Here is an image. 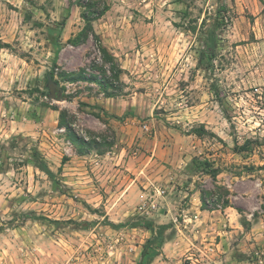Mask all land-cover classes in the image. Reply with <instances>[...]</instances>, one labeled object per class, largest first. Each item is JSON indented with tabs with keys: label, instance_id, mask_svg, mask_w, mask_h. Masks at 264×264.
Returning <instances> with one entry per match:
<instances>
[{
	"label": "rangeland",
	"instance_id": "374dc122",
	"mask_svg": "<svg viewBox=\"0 0 264 264\" xmlns=\"http://www.w3.org/2000/svg\"><path fill=\"white\" fill-rule=\"evenodd\" d=\"M78 1L0 0V38L10 44L0 50V264H148L141 252L152 233L136 224H160L163 213L135 211L139 181L132 191L135 175L108 145L128 115L148 135L150 119L184 134L203 124V136L190 133L204 142L196 156L220 169L199 187L231 213L183 242L170 264H264V0H104L93 28L118 78L91 35L68 42L84 24ZM215 18L209 61L204 34ZM81 70L110 84L66 79ZM51 87L68 97L53 98ZM62 110L78 136L97 142L83 155ZM160 248L149 264H166Z\"/></svg>",
	"mask_w": 264,
	"mask_h": 264
},
{
	"label": "crops",
	"instance_id": "0c3cea01",
	"mask_svg": "<svg viewBox=\"0 0 264 264\" xmlns=\"http://www.w3.org/2000/svg\"><path fill=\"white\" fill-rule=\"evenodd\" d=\"M129 116L116 127L117 140L112 146L113 153L117 163L122 162L124 169L135 175L129 179L132 191L135 179L139 181L137 203L151 190L152 185L169 187L165 195L164 212L158 223H170L171 227L164 232L158 258L162 257L166 264H170L182 251L183 242L225 223L227 218L224 215L231 212L229 207L202 209L198 180L204 174L189 169L192 159L197 157V150L204 144L200 138L184 134L155 119L149 120L152 133L144 134L137 125L136 117ZM174 210H182L179 220L173 216ZM148 233L145 230V234Z\"/></svg>",
	"mask_w": 264,
	"mask_h": 264
},
{
	"label": "trees",
	"instance_id": "16d2710c",
	"mask_svg": "<svg viewBox=\"0 0 264 264\" xmlns=\"http://www.w3.org/2000/svg\"><path fill=\"white\" fill-rule=\"evenodd\" d=\"M263 2V0H260ZM264 4V2H263ZM78 6L81 8L80 16L84 22L83 27L81 30L73 37L68 39V42L72 45H78L80 43L85 42L88 39V36L91 35L96 43L98 51L101 54V57L104 62H108L111 65V70L115 78H118L119 73H121V68L118 67L114 61V56L109 54L107 49L101 44L100 38L95 33L93 28V22L97 19L101 18L109 9V4L105 2L104 0H79ZM223 21V20H221ZM64 23V20L60 23V26H62ZM223 23V22H222ZM221 22H219L218 18L214 19L213 25L211 28H209L205 34H204V49L203 53L206 56V58L209 61H213L215 57V38H216V30L218 29ZM10 47V44L8 42L2 41L0 38V50L3 48ZM104 72V70H102ZM48 77V76H47ZM68 80L75 82V81H90V82H96L98 83L103 89H106V85L110 84V81L108 79H98L95 75L86 74L83 70L71 73L70 75L66 76ZM50 79H53V74H49ZM68 96L65 94H62V99H66ZM67 112L65 110L60 111L59 114V123L61 126H64L67 130L68 136L71 138V140L78 145V153L80 155H83L87 148H90L91 146H95L97 142L95 139L91 140H84L80 136L76 134V132L73 130V128L70 126V123L67 121L66 118ZM189 134H195L199 137L203 136L206 133V130L204 128L203 124H199L196 127H193L189 132ZM114 142H110L108 145L112 146ZM247 141H245L243 144L235 143L233 146L234 152H241L246 149ZM190 171L191 172H198L204 175H208L211 177L213 181H216L217 175L220 173V169L218 167L213 166V164L210 162V160L206 158H199L194 157L192 159L191 165H190ZM216 192L214 191H205L200 188V198H201V206L202 209H217L216 203L219 201L218 199L210 200L215 196ZM218 198L219 195H217ZM210 203L211 206L209 205ZM229 206L228 201H223L222 207ZM138 226L144 227L146 229H149L152 233L151 238H148L146 240V244L144 246V250L141 252V258L146 260V263H150L154 256L157 255V249H159L162 246V243L164 242V232L166 229L171 227V224H155L153 220L147 219L145 217L141 218V221L136 224ZM152 246L153 248H149Z\"/></svg>",
	"mask_w": 264,
	"mask_h": 264
},
{
	"label": "built area",
	"instance_id": "2783aa9c",
	"mask_svg": "<svg viewBox=\"0 0 264 264\" xmlns=\"http://www.w3.org/2000/svg\"><path fill=\"white\" fill-rule=\"evenodd\" d=\"M145 132H151V128L147 124L142 125ZM169 187L162 185H152L151 190L146 193L145 197L136 205L135 211L143 215L158 214L164 212L162 200L168 193Z\"/></svg>",
	"mask_w": 264,
	"mask_h": 264
},
{
	"label": "water",
	"instance_id": "95a60500",
	"mask_svg": "<svg viewBox=\"0 0 264 264\" xmlns=\"http://www.w3.org/2000/svg\"><path fill=\"white\" fill-rule=\"evenodd\" d=\"M52 90V97L57 99V100H61L62 99V95H61V90L60 88H53L51 87Z\"/></svg>",
	"mask_w": 264,
	"mask_h": 264
}]
</instances>
